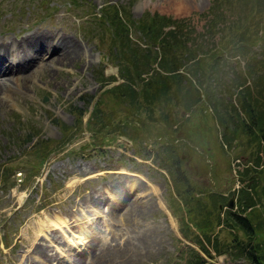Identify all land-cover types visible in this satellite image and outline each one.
<instances>
[{
	"label": "rangeland",
	"instance_id": "1",
	"mask_svg": "<svg viewBox=\"0 0 264 264\" xmlns=\"http://www.w3.org/2000/svg\"><path fill=\"white\" fill-rule=\"evenodd\" d=\"M186 1L179 8L173 0H0V36L14 38L41 26L70 35L84 51L67 62L54 50H42L28 64L14 63L16 71L0 80V165L8 164V176L0 175V264H196V251L206 264H254L247 253L252 247L264 262V152L259 142L242 125L231 142L225 140L218 115L226 109L208 98L184 111L141 97L132 106L111 91L122 82L120 66L110 62L109 38L94 18L109 3L128 5L135 19L155 12L184 18L195 32L206 30L220 3L227 22L240 11L245 19L255 14L262 21L253 24L259 34L251 45L264 49L263 4L256 13L260 0L246 5L235 0L233 11L226 0ZM130 34L136 44L147 45L132 26ZM223 34L216 31L199 56L208 62L218 56L228 60L218 97L237 103L240 114L233 117L242 121L245 114L229 90L231 79H238L230 62L234 45ZM191 66L186 62L180 70L188 74ZM200 74L191 73L194 82L204 80ZM139 80L135 83L142 87ZM99 105L105 115L98 121ZM53 116L65 126L54 123ZM31 130L38 134L24 144ZM174 154L193 186L185 199L169 168ZM117 184L124 193L120 199L111 191ZM231 198L234 205H226ZM229 208L251 219L253 237L227 219Z\"/></svg>",
	"mask_w": 264,
	"mask_h": 264
},
{
	"label": "trees",
	"instance_id": "2",
	"mask_svg": "<svg viewBox=\"0 0 264 264\" xmlns=\"http://www.w3.org/2000/svg\"><path fill=\"white\" fill-rule=\"evenodd\" d=\"M226 1L230 11H233L232 4H235V0ZM242 1L245 5L249 3V0H241V3ZM262 4L264 6V2L260 0L256 13L261 12ZM77 5H80V3H77ZM211 13L213 16L209 19L206 30L195 32L194 27L188 28V23L184 18H173L171 15L155 12L153 14L147 13L142 18L135 19L131 17L130 8L126 4L109 3L99 7L95 13V23L100 26L103 37L107 33L109 41L107 42L106 53L110 62L114 61L119 64L122 78V82L110 90L123 102L132 106L137 104L136 101L141 97L144 102L152 105L171 102L177 106H182L184 111L192 110L194 104L202 97L208 98L214 105L218 103V109L219 105L226 109L225 114H231L226 116L219 109L218 120L226 130L225 140L231 142V139L236 136L242 125V130L254 137L253 140L259 142L264 152V49L256 51L251 45L259 34L257 29L252 28L253 24L259 25L262 21L260 19L255 20V14L245 19L246 15L242 17L240 11L235 19L227 22L228 19H222L225 12L220 3L215 5ZM168 25H174V27L165 31L164 29ZM131 26L141 33L147 41L146 46L135 43L130 34ZM220 29L224 32L223 38L228 45L229 43L234 45V47H230L234 59L230 62H232L233 75L237 76L238 79H231L229 90H231L233 96L236 95L241 111L245 114L242 116V121H240V117L237 120L233 117L235 114H240L237 103L233 101L226 102V100L218 97L220 92L218 90L219 79L222 73L225 72L224 68H226L228 60L218 56L214 61L210 60L208 62L206 59L203 60L201 57L203 55L199 56L204 50L207 40L212 38L216 31ZM261 37L264 38V36ZM100 40L105 42L102 39ZM242 60H246V63L242 66L236 65L237 61L240 63ZM186 62H190L192 65L187 70L188 74L180 70ZM150 71L153 72L147 79L144 74ZM191 71H200V75L204 77V80L198 79L199 82H194ZM139 78L141 79L139 82H143L142 87H138L135 83ZM86 102L89 105L91 101L88 98ZM73 108L81 113L83 112V109L77 105H73ZM97 112L98 121L102 120L105 112L100 105ZM232 118H234L233 127L230 126ZM52 121L58 125L63 124L54 116ZM92 121L94 123L95 119H92ZM106 124L111 126L110 122ZM37 134L38 130H31V133L29 132L24 137L23 143L31 142ZM42 141H44L43 138L40 142ZM40 144L43 145V143ZM49 144V139H46L45 147L47 151H44L45 156L49 153ZM171 151L174 150L171 149ZM169 159L171 160L169 168L174 172L178 195L185 199L184 192L193 189L192 183L188 179L186 171L182 169L180 158L174 154L172 158L169 156ZM7 165H0V175L3 178L8 176L6 173L8 172ZM181 184L186 187L182 189ZM221 205L224 206L222 201L219 203V208H222ZM227 219H231L234 224L236 223L244 228L253 237L254 224L248 216L242 214V211L239 212L229 208ZM201 248H203V251L209 252L205 244ZM241 248L244 249L245 246H241ZM247 253L254 264H264L255 248L247 249ZM193 258L196 260V264H206L208 262L200 251H196Z\"/></svg>",
	"mask_w": 264,
	"mask_h": 264
},
{
	"label": "bare ground",
	"instance_id": "3",
	"mask_svg": "<svg viewBox=\"0 0 264 264\" xmlns=\"http://www.w3.org/2000/svg\"><path fill=\"white\" fill-rule=\"evenodd\" d=\"M186 3H188V1L186 0H173L172 5L175 6L178 4L177 6H179V8H182ZM40 27L30 32H21L23 34L16 35L14 38H12L11 35L8 36L6 34L0 36V80L5 79L7 74H13L16 71L14 63L19 66L23 65L28 60L34 57L36 58V56H38L39 52H41L42 50H45L48 53L50 50H54L57 52L58 57L64 61H67L69 59L75 60L76 58L81 57L84 51L80 48L81 46L79 47L78 43H76L77 41H74L72 37H70V35L55 34L54 31L42 29ZM45 56L48 57L49 55L46 54ZM120 187V185H114L113 189H111L113 195L119 197V199L121 197V194L124 195L123 191L121 190L122 187ZM128 190L129 192H132L134 189L130 187L129 189H127V191ZM98 192L96 191L93 194H98ZM40 229H44L43 226H41Z\"/></svg>",
	"mask_w": 264,
	"mask_h": 264
},
{
	"label": "water",
	"instance_id": "4",
	"mask_svg": "<svg viewBox=\"0 0 264 264\" xmlns=\"http://www.w3.org/2000/svg\"><path fill=\"white\" fill-rule=\"evenodd\" d=\"M233 199H234V198H231L230 201H229V203H230L232 206L234 205V203H233Z\"/></svg>",
	"mask_w": 264,
	"mask_h": 264
}]
</instances>
